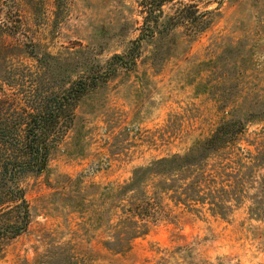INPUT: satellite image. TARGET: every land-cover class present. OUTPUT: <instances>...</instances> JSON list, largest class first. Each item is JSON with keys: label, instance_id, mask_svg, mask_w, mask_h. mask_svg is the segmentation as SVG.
I'll return each mask as SVG.
<instances>
[{"label": "rangeland", "instance_id": "1", "mask_svg": "<svg viewBox=\"0 0 264 264\" xmlns=\"http://www.w3.org/2000/svg\"><path fill=\"white\" fill-rule=\"evenodd\" d=\"M139 2L0 0V21L11 12L18 26L0 30V76L5 67L14 74L0 79V92L96 72L139 35ZM198 5L213 22L195 40L178 28L162 47L143 41L131 70L119 68L78 102L46 171L22 179L31 222L4 246L0 264H264V0ZM228 119L244 124L240 148L261 158L248 171L258 187L247 185L224 219L165 198L168 216L116 249L118 211L104 188L188 152Z\"/></svg>", "mask_w": 264, "mask_h": 264}, {"label": "trees", "instance_id": "2", "mask_svg": "<svg viewBox=\"0 0 264 264\" xmlns=\"http://www.w3.org/2000/svg\"><path fill=\"white\" fill-rule=\"evenodd\" d=\"M199 1L140 0L139 35L124 53L113 54L104 65L98 64L96 72L79 74L55 88L33 84L22 92H0V256L4 246L24 233L31 222L22 179L46 171L52 152L74 123L78 102L119 68L131 70L141 55L143 41L158 40L162 47L178 28L187 41L195 40L213 22V11H201ZM167 5H171L170 12L164 9ZM8 14L11 12L0 21L1 31L18 28L16 18L12 20ZM1 73L2 81L14 79L7 67ZM243 125L240 120H223L188 152L135 169L132 178L117 189L105 187L104 197L110 198L118 211L114 247L127 246L132 239L146 234L151 224L168 216L162 203L165 198L197 215L205 210L212 216L227 218L233 206L241 202L247 185L255 188L259 182L252 180L248 171L261 158L245 153L237 144ZM213 158L218 161L210 164ZM172 172L176 175L170 180H145Z\"/></svg>", "mask_w": 264, "mask_h": 264}]
</instances>
